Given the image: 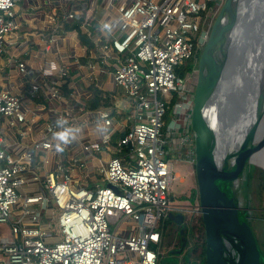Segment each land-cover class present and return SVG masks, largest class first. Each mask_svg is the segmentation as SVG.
<instances>
[{
  "label": "built area",
  "instance_id": "built-area-1",
  "mask_svg": "<svg viewBox=\"0 0 264 264\" xmlns=\"http://www.w3.org/2000/svg\"><path fill=\"white\" fill-rule=\"evenodd\" d=\"M18 1L0 0V51L5 34L14 27ZM219 1L131 0L120 7V25L128 31L111 41L116 53L123 54L112 78L130 99L131 124L118 144L130 146L131 161L126 165L120 157H111L103 170L104 182L95 190L72 189L66 175L47 173L43 180L56 205L52 226L42 230L13 222L14 236H0V264H157L159 222L169 212L185 211L172 191L178 180L174 163L193 157L190 122L197 60ZM18 66L23 70L22 63ZM54 69L66 74L64 65L57 67L55 62L46 63L42 72ZM21 105L17 95L0 91V120L22 121ZM100 116L109 123L106 112ZM108 138L102 135L101 142ZM49 146V142L34 145ZM85 148L98 149L99 143ZM24 158L14 159L4 151L0 125V223L9 220L20 199L22 179L17 172L30 165L31 152ZM37 199L26 197L23 204ZM195 200L187 198L197 205ZM126 219L135 222L137 231L122 236L116 229ZM53 228L60 238L47 243Z\"/></svg>",
  "mask_w": 264,
  "mask_h": 264
},
{
  "label": "crops",
  "instance_id": "crops-1",
  "mask_svg": "<svg viewBox=\"0 0 264 264\" xmlns=\"http://www.w3.org/2000/svg\"><path fill=\"white\" fill-rule=\"evenodd\" d=\"M130 2L19 0L14 7V27L5 34L0 51V91L20 98L24 118L9 124L2 117L0 125L4 151L14 159H25L30 151L32 158L29 166L17 172L22 179L20 199L12 206L9 220L0 223L1 237L14 236L10 228L16 220L21 225L50 229L56 205L43 180L47 173L66 175L72 189L95 190L104 182L103 170L111 157H120L126 165L131 161L130 146L118 144L131 124L130 99L112 78L123 54L116 53L111 44L113 38L121 39L128 31L121 28L120 7ZM69 13L74 16L69 17ZM112 21H118V26L106 35L103 24ZM48 62L64 65L66 74L58 69L43 73ZM18 63L23 64V70ZM102 112L107 113L109 123L100 116ZM58 119L80 130L77 139L63 153H57L54 146L35 148L36 143L54 144L52 133ZM104 134L109 138L101 142ZM92 142H98L99 148L86 149ZM176 171L179 176V169ZM26 197L38 199L24 205ZM134 223L126 219L116 232L122 236L134 233ZM59 238L53 228L45 242L55 243Z\"/></svg>",
  "mask_w": 264,
  "mask_h": 264
},
{
  "label": "water",
  "instance_id": "water-1",
  "mask_svg": "<svg viewBox=\"0 0 264 264\" xmlns=\"http://www.w3.org/2000/svg\"><path fill=\"white\" fill-rule=\"evenodd\" d=\"M252 13L259 25L249 60L243 59L239 37L245 15ZM242 29V27H241ZM243 45V44H242ZM248 49V47H247ZM246 63L245 73L256 71L234 111L240 120V137L231 143L229 158L219 159L206 133L204 111L231 67ZM222 89V87H221ZM264 0H222L197 60L190 129L198 204L205 235L206 264H264L254 243L237 193L244 171L264 153ZM231 153V154H230ZM181 223L183 214H167Z\"/></svg>",
  "mask_w": 264,
  "mask_h": 264
},
{
  "label": "bare ground",
  "instance_id": "bare-ground-1",
  "mask_svg": "<svg viewBox=\"0 0 264 264\" xmlns=\"http://www.w3.org/2000/svg\"><path fill=\"white\" fill-rule=\"evenodd\" d=\"M239 31V37L243 44H241V49L244 50L243 59L247 61L251 56L252 45L259 46L253 40L259 38L261 33L252 13L245 15ZM246 67L247 65L244 62L231 67V72L221 85L222 89L220 87L219 90L215 91L204 111L206 117L204 130L213 145V151L216 152L219 159L227 160L229 158L231 143L236 141L241 134L240 120L235 117L234 111L240 106L245 89L250 84L252 77L256 75V71L245 73ZM261 129L263 131V128Z\"/></svg>",
  "mask_w": 264,
  "mask_h": 264
},
{
  "label": "rangeland",
  "instance_id": "rangeland-1",
  "mask_svg": "<svg viewBox=\"0 0 264 264\" xmlns=\"http://www.w3.org/2000/svg\"><path fill=\"white\" fill-rule=\"evenodd\" d=\"M220 1L219 2L221 5L222 0ZM262 128H264V125L262 126ZM189 160H191V158L188 159V163H189ZM252 160L258 164V165L249 164L252 167L251 172L255 175V177H257L255 178L256 184H257V180H260L259 178L262 177L264 179V153L261 154L259 157H256L255 159H252ZM190 162H193V161L191 160ZM174 164H175V168L180 167L181 169V171L179 170L178 172L179 176H178L177 183L175 184L172 190L174 194V198L176 197L175 199L181 200L183 204H187L188 203L187 198H181V195L182 196L184 195L185 197V196H188L192 191H196V183H195L194 174H193V165L187 166V167L183 166L184 167L183 168L182 165L177 166L179 162H175ZM260 183L261 182L259 181L258 182L259 185L257 184V187L259 186L258 190L260 189L264 190V184L261 185ZM254 188L255 186H254V181H253L251 187H249L247 196L244 195L243 193L239 199V196L237 193V199L238 201H240L241 206L244 205V207L247 208L246 209L247 213L244 215L247 219V223L251 231L252 240L254 241L255 244H257L259 252L263 254L264 252V191L260 194ZM195 201L198 202L197 199ZM161 221L159 222V225H160L159 227L164 231V236L160 238V242L157 247V251H158L157 264H167V262L168 263H171V262L178 263L179 262L178 264H180V258H179L180 256L178 254H170L168 250L173 247L172 244H174L177 239L176 234H174L175 232L172 231V228H168V224L166 227H163ZM171 235H173L172 238H171Z\"/></svg>",
  "mask_w": 264,
  "mask_h": 264
},
{
  "label": "flooded vegetation",
  "instance_id": "flooded-vegetation-1",
  "mask_svg": "<svg viewBox=\"0 0 264 264\" xmlns=\"http://www.w3.org/2000/svg\"><path fill=\"white\" fill-rule=\"evenodd\" d=\"M192 161L193 162L189 161L188 163V160H183L180 161L177 166L182 165V167H187L193 165V174L195 179L193 157ZM178 169L181 171L180 167ZM239 206L242 212L245 214L247 208L244 207V205L241 206L239 204ZM181 214H183V220L181 223H175L171 220L170 223H168V228H172V231L175 232L174 234H176L177 237L175 243L172 244L173 247L168 249L169 253L178 254L180 256V264H206L204 226L201 219V209L198 202L197 205L192 203L185 204V211ZM173 235H171V238ZM178 263L167 262V264Z\"/></svg>",
  "mask_w": 264,
  "mask_h": 264
},
{
  "label": "clouds",
  "instance_id": "clouds-1",
  "mask_svg": "<svg viewBox=\"0 0 264 264\" xmlns=\"http://www.w3.org/2000/svg\"><path fill=\"white\" fill-rule=\"evenodd\" d=\"M118 23V21L104 23L102 31L106 35H111L112 31L118 26ZM55 128L57 130L52 133V141L54 144L50 146H54L57 153H63L65 147L77 139L80 130L78 128L67 126V121L63 119H58L55 121ZM99 131L103 132L104 129L101 128Z\"/></svg>",
  "mask_w": 264,
  "mask_h": 264
},
{
  "label": "trees",
  "instance_id": "trees-1",
  "mask_svg": "<svg viewBox=\"0 0 264 264\" xmlns=\"http://www.w3.org/2000/svg\"><path fill=\"white\" fill-rule=\"evenodd\" d=\"M211 3H209V6L211 7ZM199 56V54H198ZM94 93L95 94H98L99 91L98 90H94ZM89 104V103H88ZM248 169L246 168V170L244 171L243 175H242V178H241V181H240V186H239V190H238V196H239V199L240 197L242 196V194L244 193V195L247 196V192L249 191V187H251L252 185V182L254 181V186H255V190H257L260 194L264 191V190H258V187H257V184L258 182L260 181L261 185L264 184V179L261 177L259 178L260 180H257V184H256V179L257 177H255V175L251 172V165H247ZM250 170V171H248ZM254 178V179H253ZM259 185V184H258ZM196 191H192L188 196H185L184 195L182 196L181 195V198H188L190 201L193 202V200L197 199L198 200V197H197V193H195ZM246 198V197H245ZM238 200V199H237ZM238 204H240V201H238ZM247 213V211H245V214ZM162 222V225L163 227H166L168 223H170V220L168 218H165L164 220L161 221ZM160 229V235L161 237L164 236V231ZM260 257L262 259V261H264V252L263 254L260 252Z\"/></svg>",
  "mask_w": 264,
  "mask_h": 264
}]
</instances>
